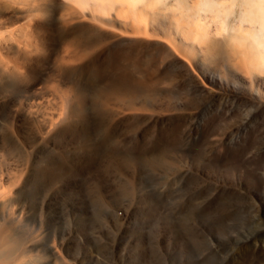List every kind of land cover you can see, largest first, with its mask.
I'll list each match as a JSON object with an SVG mask.
<instances>
[{"label":"rangeland","instance_id":"1","mask_svg":"<svg viewBox=\"0 0 264 264\" xmlns=\"http://www.w3.org/2000/svg\"><path fill=\"white\" fill-rule=\"evenodd\" d=\"M126 1L0 0V264L243 261L264 161L214 151L264 99L193 0Z\"/></svg>","mask_w":264,"mask_h":264},{"label":"bare ground","instance_id":"2","mask_svg":"<svg viewBox=\"0 0 264 264\" xmlns=\"http://www.w3.org/2000/svg\"><path fill=\"white\" fill-rule=\"evenodd\" d=\"M127 1L133 5L140 0ZM192 5L193 7H191L195 13L194 15L197 17L198 30L205 31L208 29V22L210 21V23H215L220 33L222 31H227L223 32L225 35L221 33V35L226 38L222 39L223 41L221 40V43H223L224 40H228L234 47L239 59L237 68L240 74L247 79L249 92L251 94H256V97L253 99L261 105L264 99V0H193ZM202 13H206V15ZM206 18L210 20L208 22H206L208 19L206 21L203 20ZM104 35V32L99 33V37H103ZM221 43L220 45H222ZM216 54V56L221 54L220 50ZM219 57L221 56H218L216 59ZM244 105H251L254 109L246 111L239 135H237V137L234 135L225 148L214 151V158L217 157L215 160L216 162H218V158H225L232 165L240 166L243 165V162L264 161V111L256 113L257 106L247 100L244 102ZM68 127L69 123L63 119L60 123L54 124V128L50 130V132L54 134L58 131H66ZM251 145L255 147L256 151L251 152V156L249 157H243L242 149ZM254 170H256V168ZM30 181L31 177H27L26 184L28 183L29 185ZM259 181L260 180H257L256 182ZM253 203L255 207L251 209L250 213L245 214L247 217L243 219L245 222L253 224L254 227L251 232L247 231L249 236H247L248 238H246V241L244 240L245 243L242 244L243 246L240 243L242 246H240L241 248L239 247L241 249L240 256H238L236 252L234 256L240 257L245 264H264V202L261 199L253 197L245 202L244 206L247 208ZM4 226H0V245L5 242L8 235V231L5 230ZM5 231L7 232L5 233ZM249 233L252 234V236ZM3 234L7 235L4 236ZM242 237H240V239Z\"/></svg>","mask_w":264,"mask_h":264}]
</instances>
